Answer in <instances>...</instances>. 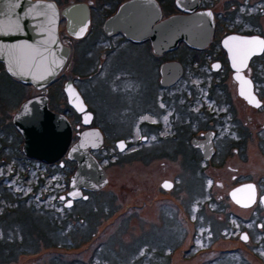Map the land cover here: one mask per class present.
<instances>
[{
	"label": "flooded vegetation",
	"instance_id": "obj_1",
	"mask_svg": "<svg viewBox=\"0 0 264 264\" xmlns=\"http://www.w3.org/2000/svg\"><path fill=\"white\" fill-rule=\"evenodd\" d=\"M43 1L54 2L59 11L70 4H85L89 11L87 30L81 38L68 35L65 19L59 17V39L69 48V56L57 78L69 65V61L72 62V52L77 46V63L96 68H92L86 79L81 75H75L76 78L67 77L62 86L55 89L56 94L65 98L63 108L51 107L48 94L50 86L57 78L47 86L45 93L48 108L64 116L71 126L69 147L77 142L82 132L98 130L103 139L102 145L95 150L90 148V153L101 164L104 172L101 162L106 154L104 147L112 145L121 154H112L105 164L116 162L118 154L122 156L119 158L120 163L133 161L139 168H142V164L144 166L149 163L150 170L153 168L156 174L153 195H161L160 200L165 202L166 208L178 212L180 208L183 210L182 199L188 200L191 194L192 202L188 200L189 205L197 209L201 221L209 223L213 235L217 237L214 241L219 242L224 238V242L239 241L245 245L255 242L254 244L260 243L264 248V207L260 201L264 195V48L260 46V51L253 54L240 70L243 77L252 84L254 99L249 102L243 97L246 90L239 89V83L234 78L235 71L223 45V41L229 37L237 38L230 44L234 50L241 45L242 38L264 40V0H194L197 1L194 12L211 13L213 29L208 42L200 48L188 42H180L175 48L161 54L154 52L149 38L134 41L128 39L120 30L114 33L104 30L105 21L130 0ZM154 1L160 9L159 21L174 15H190L188 11L178 9L176 0ZM61 2L67 4L62 5ZM254 46L257 45H251L252 48ZM127 59L150 63V67L158 71L155 80L158 95H152L149 100L140 96L134 99L131 95H117L112 82L116 83L126 76L125 73L121 74L120 65ZM173 62L180 65L181 73L174 83L165 86L161 83L160 66ZM114 68L117 71L114 70L116 72L112 75L110 71ZM145 68L149 70L146 66ZM101 72L105 73L100 74ZM117 75L122 77L112 81V76ZM141 77L129 84V92L141 87ZM9 78L15 80L7 74L4 64L0 62V183L12 195L11 198L17 200L14 202V210L1 214L0 235L4 234L5 228L8 233L18 231L22 235L24 228L20 225L25 224L18 222V217L23 210H32L38 215L37 224L43 225V236L47 233L44 218L49 213L58 221L53 234L58 236L55 237H61L60 228L65 223L71 227L63 235L71 233L72 241H83L82 239L88 237L80 234L77 223L85 220L87 224L91 222L89 226H92L95 222L93 214L102 215L107 211L103 203L98 204L95 212L88 207H78V204L100 193L102 189L95 192L82 191V197L74 200L70 206H66L68 199L62 198L67 190L64 193L61 190L57 194L54 192L50 204L39 202L41 196L52 191L46 190V178H60L63 165L69 160L64 155L60 160L62 165L57 162L50 164V169H46L45 163L24 155L23 137L14 126L13 120L20 105L41 95V92L22 84L24 87H31L35 92L25 100L17 90L11 91ZM69 80L82 95L87 111L92 114L88 125L82 123L81 115L67 103L63 85ZM80 82L87 83L91 94L82 89ZM7 94L9 95L5 99ZM107 98H110L111 103L106 102ZM11 103L14 106L9 112ZM6 104L9 106H5ZM109 106L117 110L123 122H112L108 119L105 109ZM120 145H123L121 151ZM148 146L150 160L145 162L139 153L143 151V147ZM125 151L127 152L124 153ZM69 162V168H73L71 176L77 165L75 161ZM188 181L192 185L184 186L185 191L175 189ZM242 186L246 189L241 192L240 199H246L243 203L246 206H240L230 198L231 191ZM254 191L255 199L251 200L248 194ZM174 194L177 205L174 204ZM33 196L38 200L37 203L31 202L34 201L30 199ZM2 199L0 196V204ZM27 200H30L28 204L25 202ZM3 201V206H13V203ZM63 210L67 215H63ZM33 225L36 224H29ZM43 241L49 242L46 245L56 242L48 236ZM254 247L248 250L251 255H254V251L259 253ZM15 248L25 251L23 238ZM219 253L222 256L228 253L242 258L244 256V252L235 247L219 250ZM245 263L249 264L248 261Z\"/></svg>",
	"mask_w": 264,
	"mask_h": 264
},
{
	"label": "rangeland",
	"instance_id": "obj_2",
	"mask_svg": "<svg viewBox=\"0 0 264 264\" xmlns=\"http://www.w3.org/2000/svg\"><path fill=\"white\" fill-rule=\"evenodd\" d=\"M61 4L65 5L67 2H61ZM62 5L61 7H63ZM77 47L73 49L72 62L69 61V65L63 69L48 90L50 102L57 108H63L65 98L56 94L55 89L60 88L67 77L76 78L75 75H81L86 79L92 68H96H89L77 63ZM120 68L121 74L125 73L126 76L116 83L112 82L117 95H131L134 99L140 96L147 100L152 95H158L155 81L158 71L153 70L150 63L144 64L143 61L127 59L121 63ZM114 70L116 69H112L110 74L113 75L117 71ZM103 73L105 72L100 74ZM140 76H142L141 87H136L129 92V84L138 81ZM121 77L119 75L112 76V81ZM9 85L11 91L17 90L21 94V98H25V100L30 94L35 93L31 87H24L18 81H13L10 78ZM80 85L82 89L91 94L87 83L80 82ZM8 95L5 96V99ZM106 102L111 103L110 98H107ZM5 106H9V104ZM13 106L14 103H11L9 112L13 110ZM105 110L109 120L123 122L114 107L109 106ZM135 130L136 126L133 136H135ZM104 148L106 154L101 162L105 168L107 185L100 193L92 195L88 200L78 204V207H88L95 212L98 204L103 203L107 211L102 215L93 214V222H95L92 226H89L91 222L87 224L85 220H80V223H77L80 234L88 238L78 242L72 241L71 233L63 235L71 227L65 223H62L60 228L61 237H55L58 236L53 235L58 221L55 220L54 215L49 213L44 218L47 233L43 236V225L37 224L38 215L32 210H23L22 215L18 217V222L25 224V226L20 225L24 228L22 235L18 231H9L8 233L7 228H5L4 234L0 235V264H10V262L11 264H246V261L249 264H264V248L260 246V243L252 242V245L251 243L245 245L239 241L224 242L226 241L224 238L219 242L214 241L217 237L213 235L214 232L211 231L209 223L201 221L200 213L189 205L188 200L192 202L191 194L188 200L187 198L182 199L183 210L180 208L177 212L166 208L165 202L160 200L161 195L158 197L153 195L156 174H154L153 168L150 170L149 163L144 166L142 164V168H139L133 161L120 163L121 152L116 151L112 145L109 147L105 145ZM117 153L120 154H118L119 158L116 162L105 164L112 154L116 156ZM139 155L143 161L149 162V146L143 147V151ZM70 165L69 161L63 165L60 178L57 177L56 180L53 177L46 178V190L52 191L41 196L39 202L50 204L54 192L57 194L61 190L64 193L67 190L70 172L73 170V168H69ZM51 166L46 164V169H50ZM32 180L33 177L30 179L31 183ZM180 182L183 183V180ZM191 185L192 183L188 181L175 189L185 191L184 186ZM2 186L3 184L0 183V196L3 198L0 204V217L2 213L14 210V202L17 201L11 198L12 195ZM175 196L176 194H174V204L177 205ZM30 199L34 200L31 202H38L34 196ZM3 200L13 203V206H3ZM25 202L28 204L30 200ZM62 213L67 215L64 210ZM66 220L71 222L67 218ZM32 223L36 225L29 226ZM46 236L55 239L56 242L46 245L51 241L49 239V242L45 243L43 240ZM21 238H23L25 251L15 248ZM233 247L244 252L243 258L229 253L223 254V256L221 253L218 254L219 250H229ZM252 247L259 253L254 251V255H251V251L248 250H251ZM49 253L54 255L51 256Z\"/></svg>",
	"mask_w": 264,
	"mask_h": 264
},
{
	"label": "water",
	"instance_id": "obj_3",
	"mask_svg": "<svg viewBox=\"0 0 264 264\" xmlns=\"http://www.w3.org/2000/svg\"><path fill=\"white\" fill-rule=\"evenodd\" d=\"M176 4L178 9L188 11L190 15H174L159 21L161 13L154 0L127 1L105 21L104 30L107 33L120 30L134 41L149 38L157 54L175 48L180 42H188L198 48L204 46L213 29L212 17L208 15L210 12H194L197 6L194 0H176ZM60 16L65 19L68 35L81 38L85 34L89 23V11L85 4H70L59 11L57 5L49 1L0 0V62L11 78L41 92V95L24 101L13 120L23 137L24 155L45 164L60 162L62 165L60 160L64 155L69 161L76 162L77 167L69 177L67 192L62 196L68 199L66 206H69L82 197V191L95 192L105 187L107 177L101 164L90 153V148L95 150L102 145L99 131L90 129L82 132L77 142L69 147V122L48 108L45 95L47 86L57 78L69 56V48L59 39ZM232 38L223 41V45L235 71L234 78L239 83V89L246 90L243 97L251 102L254 99L252 84L240 70L253 54L260 51V46H254L241 65L234 57L235 50L231 49ZM241 40L252 41L249 38ZM159 73L161 83L168 86L176 81L181 67L176 62L163 64ZM63 93L68 105L81 115L82 123L88 125L92 114L87 111L82 95L71 80L64 83ZM122 149L120 145L119 150ZM245 189L242 186L231 191V200L246 206L243 205L246 199H240ZM248 195L251 200L255 199V191ZM260 201L264 207V195Z\"/></svg>",
	"mask_w": 264,
	"mask_h": 264
},
{
	"label": "snow or ice",
	"instance_id": "obj_4",
	"mask_svg": "<svg viewBox=\"0 0 264 264\" xmlns=\"http://www.w3.org/2000/svg\"><path fill=\"white\" fill-rule=\"evenodd\" d=\"M208 15H211V13H209ZM232 39L236 40L237 38L233 37ZM251 45H259L264 48V40L243 41L241 45L236 46L234 57L239 61L241 65H243L244 61L247 59L248 55L253 50ZM121 147H123V145H121Z\"/></svg>",
	"mask_w": 264,
	"mask_h": 264
},
{
	"label": "trees",
	"instance_id": "obj_5",
	"mask_svg": "<svg viewBox=\"0 0 264 264\" xmlns=\"http://www.w3.org/2000/svg\"><path fill=\"white\" fill-rule=\"evenodd\" d=\"M55 105H53L52 103H51V107H54Z\"/></svg>",
	"mask_w": 264,
	"mask_h": 264
}]
</instances>
